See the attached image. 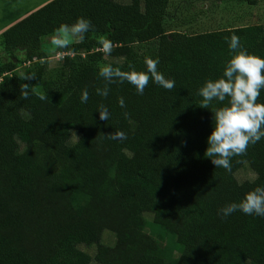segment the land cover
Returning <instances> with one entry per match:
<instances>
[{
    "label": "trees",
    "instance_id": "obj_1",
    "mask_svg": "<svg viewBox=\"0 0 264 264\" xmlns=\"http://www.w3.org/2000/svg\"><path fill=\"white\" fill-rule=\"evenodd\" d=\"M167 4L49 0L0 33V264H264V218L239 210L220 214L264 187V139L232 158L231 173L215 168L204 153L212 113L224 105L200 108L197 95L207 80L222 78L233 55L231 35L264 59V28L165 33ZM81 17L94 27L83 43L60 49L59 67L44 79L41 39ZM101 37L117 45L107 57L121 59L104 65L129 71L131 63L146 71L145 58H158V70L175 88L150 83L139 95L125 82L109 85L107 98L97 95L105 84L98 74L105 57L98 50ZM133 45L143 48L134 52ZM78 50L84 54L68 55ZM32 73L35 79H21ZM22 84L32 87L26 100ZM84 89L86 104L80 103ZM101 104L110 113L107 121L99 119ZM114 132L127 138L106 137ZM243 163L255 175L252 182L233 177ZM145 214L162 233L159 221L169 222L170 249L147 232ZM80 247H93L92 255Z\"/></svg>",
    "mask_w": 264,
    "mask_h": 264
},
{
    "label": "clouds",
    "instance_id": "obj_2",
    "mask_svg": "<svg viewBox=\"0 0 264 264\" xmlns=\"http://www.w3.org/2000/svg\"><path fill=\"white\" fill-rule=\"evenodd\" d=\"M93 27L91 21L83 17L77 18L72 25L61 24L51 37V44L56 49H66L72 43H83L86 34ZM99 43L101 48L98 50L105 56L110 55L117 47L110 39L104 37L99 39ZM228 48L233 55L226 63L222 78L207 80L199 88L197 95L201 97L200 108L209 109L213 101L224 105L212 113L215 125L207 138L208 147L204 155L211 160L215 168H223L227 173H231L232 158L246 155L249 146L264 139V103H258L260 94L264 91V59L249 54L235 34L228 38ZM144 64L146 71L135 70L131 63L128 64L129 71L104 65L98 74L105 84L102 88L96 89V94L107 98L110 92L109 85L125 82L132 85L139 95L144 94L150 83H155L167 91L175 88V81L166 79L158 70V58H145ZM35 77V73H32L23 75L21 79ZM31 88L27 84L20 86L22 99L29 98ZM39 98L44 100L48 97L41 95ZM88 99L89 93L84 89L80 95V103L86 104ZM118 105L121 108L126 107L123 97L118 99ZM97 112L102 121H107L110 117L104 104L99 105ZM123 115L125 118L129 117L127 112ZM106 137L121 140L127 138L123 132H114ZM237 210L245 215L264 218V187H255L239 203H230L222 208L220 214L227 218Z\"/></svg>",
    "mask_w": 264,
    "mask_h": 264
},
{
    "label": "rangeland",
    "instance_id": "obj_3",
    "mask_svg": "<svg viewBox=\"0 0 264 264\" xmlns=\"http://www.w3.org/2000/svg\"><path fill=\"white\" fill-rule=\"evenodd\" d=\"M49 0H0V33L14 22L22 19L27 14L37 9ZM120 4H127L128 0H114ZM165 33L178 32L186 35L200 34L204 32L217 31L226 28H239L248 26H261L264 28V0H168L165 15L162 21ZM41 50L47 55L46 73L44 79L51 76L60 65V49L54 48L51 44V37L41 39ZM132 51L139 52L143 48L140 45L130 47ZM82 50L68 53V55H83ZM15 56L23 61V54L15 53ZM3 51L0 46V62L4 60ZM120 58L103 57L98 65L103 67L108 62L118 63ZM24 63V62H23ZM19 64L16 72H20L25 66ZM233 177L237 183L252 182L255 179L254 173L243 163L237 169ZM42 217L47 220L49 214L42 211ZM42 219V218H41ZM144 219L150 226L147 232L150 235H158L162 240V246L171 248V236L168 232L170 224L167 220H160V224L166 229L165 233L159 231L151 223L155 220L153 215H144ZM106 234L104 235V237ZM109 243L112 237H108ZM89 256L93 253V247H80ZM175 257L177 253L175 252ZM89 264H96L90 262Z\"/></svg>",
    "mask_w": 264,
    "mask_h": 264
},
{
    "label": "built area",
    "instance_id": "obj_4",
    "mask_svg": "<svg viewBox=\"0 0 264 264\" xmlns=\"http://www.w3.org/2000/svg\"><path fill=\"white\" fill-rule=\"evenodd\" d=\"M65 54L61 53L60 58H62Z\"/></svg>",
    "mask_w": 264,
    "mask_h": 264
}]
</instances>
